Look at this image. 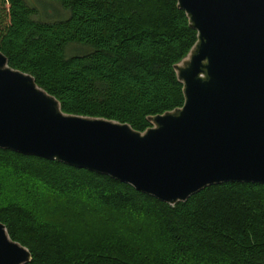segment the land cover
<instances>
[{"label": "trees", "instance_id": "obj_1", "mask_svg": "<svg viewBox=\"0 0 264 264\" xmlns=\"http://www.w3.org/2000/svg\"><path fill=\"white\" fill-rule=\"evenodd\" d=\"M50 1L64 19L42 21L26 0H0V52L64 113L144 132L149 116L183 106L174 65L197 32L176 0ZM16 176L87 206L69 208L72 224L43 218L45 203L7 185ZM0 222L29 249V264H264L258 184L212 186L170 206L104 175L0 150Z\"/></svg>", "mask_w": 264, "mask_h": 264}, {"label": "water", "instance_id": "obj_2", "mask_svg": "<svg viewBox=\"0 0 264 264\" xmlns=\"http://www.w3.org/2000/svg\"><path fill=\"white\" fill-rule=\"evenodd\" d=\"M197 42L174 71L182 107L150 127L63 112L0 52V150L110 177L175 206L226 183L264 185V0H176ZM0 222V264H29Z\"/></svg>", "mask_w": 264, "mask_h": 264}, {"label": "rangeland", "instance_id": "obj_3", "mask_svg": "<svg viewBox=\"0 0 264 264\" xmlns=\"http://www.w3.org/2000/svg\"><path fill=\"white\" fill-rule=\"evenodd\" d=\"M30 5H32L37 10V18L41 19L42 21L47 22H55L66 17V13L60 8L57 4L51 2L50 0H26ZM73 52V50H70ZM7 184L8 186L11 184L12 187L15 184L16 187H19L15 192L17 196L18 193H21L20 196L22 197V201H29V204L32 201L41 200L39 202L45 203V209H42L38 212L41 217L49 218L54 221H63V223L69 222L70 224L73 223L72 217L70 215L69 208L73 206V208H80L78 203L84 204L83 207L87 206V200L85 198H74V197H57L54 193H51L45 189H42L36 183H28L29 181H23L19 177H11L8 179ZM26 187L30 191H26ZM37 189L34 190V189ZM9 195L8 193H5ZM13 194V193H12ZM10 196V195H9ZM37 202V203H39ZM72 209V208H71ZM89 213V212H88ZM88 215V214H87ZM85 215L84 218L89 217ZM96 221V220H94ZM68 223V225H70ZM132 236V235H131Z\"/></svg>", "mask_w": 264, "mask_h": 264}]
</instances>
